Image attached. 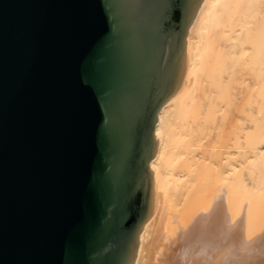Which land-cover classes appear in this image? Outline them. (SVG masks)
Wrapping results in <instances>:
<instances>
[{
	"label": "water",
	"instance_id": "1",
	"mask_svg": "<svg viewBox=\"0 0 264 264\" xmlns=\"http://www.w3.org/2000/svg\"><path fill=\"white\" fill-rule=\"evenodd\" d=\"M202 0H0V264H122L149 213L156 110ZM238 224L169 264H264Z\"/></svg>",
	"mask_w": 264,
	"mask_h": 264
},
{
	"label": "bare ground",
	"instance_id": "2",
	"mask_svg": "<svg viewBox=\"0 0 264 264\" xmlns=\"http://www.w3.org/2000/svg\"><path fill=\"white\" fill-rule=\"evenodd\" d=\"M186 51L181 85L156 110L153 204L122 264H169L215 218L247 244L264 233V0H202Z\"/></svg>",
	"mask_w": 264,
	"mask_h": 264
},
{
	"label": "snow or ice",
	"instance_id": "3",
	"mask_svg": "<svg viewBox=\"0 0 264 264\" xmlns=\"http://www.w3.org/2000/svg\"><path fill=\"white\" fill-rule=\"evenodd\" d=\"M259 251H260L261 255H264V246H261V247L259 248Z\"/></svg>",
	"mask_w": 264,
	"mask_h": 264
}]
</instances>
